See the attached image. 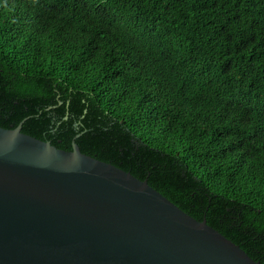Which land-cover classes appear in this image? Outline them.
Here are the masks:
<instances>
[{
    "label": "trees",
    "instance_id": "16d2710c",
    "mask_svg": "<svg viewBox=\"0 0 264 264\" xmlns=\"http://www.w3.org/2000/svg\"><path fill=\"white\" fill-rule=\"evenodd\" d=\"M20 124L264 264V0H0V128Z\"/></svg>",
    "mask_w": 264,
    "mask_h": 264
},
{
    "label": "water",
    "instance_id": "95a60500",
    "mask_svg": "<svg viewBox=\"0 0 264 264\" xmlns=\"http://www.w3.org/2000/svg\"><path fill=\"white\" fill-rule=\"evenodd\" d=\"M0 264L259 263L146 180L20 124L0 128Z\"/></svg>",
    "mask_w": 264,
    "mask_h": 264
}]
</instances>
